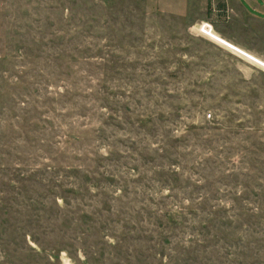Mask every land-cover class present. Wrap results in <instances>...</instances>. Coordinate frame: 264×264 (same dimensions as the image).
<instances>
[{
	"label": "rangeland",
	"instance_id": "1",
	"mask_svg": "<svg viewBox=\"0 0 264 264\" xmlns=\"http://www.w3.org/2000/svg\"><path fill=\"white\" fill-rule=\"evenodd\" d=\"M0 264H264V0H0Z\"/></svg>",
	"mask_w": 264,
	"mask_h": 264
},
{
	"label": "built area",
	"instance_id": "2",
	"mask_svg": "<svg viewBox=\"0 0 264 264\" xmlns=\"http://www.w3.org/2000/svg\"><path fill=\"white\" fill-rule=\"evenodd\" d=\"M205 26H207V25H205ZM203 30H204V32H206V33H207V31H206V28H203Z\"/></svg>",
	"mask_w": 264,
	"mask_h": 264
},
{
	"label": "crops",
	"instance_id": "3",
	"mask_svg": "<svg viewBox=\"0 0 264 264\" xmlns=\"http://www.w3.org/2000/svg\"><path fill=\"white\" fill-rule=\"evenodd\" d=\"M251 2H252V0H251Z\"/></svg>",
	"mask_w": 264,
	"mask_h": 264
}]
</instances>
